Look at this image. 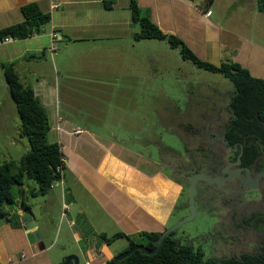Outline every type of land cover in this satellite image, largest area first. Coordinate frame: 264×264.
Listing matches in <instances>:
<instances>
[{"label": "crops", "instance_id": "obj_1", "mask_svg": "<svg viewBox=\"0 0 264 264\" xmlns=\"http://www.w3.org/2000/svg\"><path fill=\"white\" fill-rule=\"evenodd\" d=\"M218 1L214 0L208 9L211 14L207 16V11L203 10L196 0H136L140 10L147 12L151 21L162 32L179 37L200 58H206L211 54L216 59H219L224 33L220 15L212 9L213 5L217 6ZM251 1L253 6L256 5L255 0ZM30 3L38 4L43 12L49 13L50 23L42 28L39 35L0 44V73L3 75V64L14 63L20 81L33 89L44 107L51 128L48 140L60 145L65 158L66 169L62 183L65 172L69 171L75 185L80 184L84 187L97 205V209L103 211L104 218L118 227L116 233L133 235L163 231L176 198L184 194L182 184L168 172L165 173L164 166L160 162L153 161L151 156H144L141 151L126 149L115 139H106L82 130L83 127L91 125L105 127L102 123L105 122L102 120L105 110L102 108L96 107L93 112L94 119H88L89 124L86 122L78 124L70 118L60 116L59 112V91L69 89L65 83L60 85L61 78L71 79V86L74 84L80 86L83 83L84 88L91 91L92 88L109 89L112 85L104 80L105 77L118 81L120 78L132 77L134 75L132 71H135V78L140 75L135 69L136 65L142 67L143 61L139 64L135 62L134 67H128L127 64L128 53L132 51L136 54L134 50L129 49L136 48L137 44H143V40H133L138 27L132 22L130 0H0V30L22 22L21 7ZM52 4L56 5L55 9L51 8ZM106 4L109 7H106ZM52 34L56 35L55 40L52 39ZM233 43L236 42L233 40L231 45ZM52 45L57 49L50 53L49 48ZM201 48L206 50L205 54L200 51ZM30 54L40 57L25 59ZM70 54L72 58L65 57ZM247 54L251 55V59L247 58L250 59L249 61L242 54L237 53L232 61L248 69L251 75L262 72L264 67L257 64H264L261 55L254 50H250ZM141 57L143 58L142 55ZM56 60L60 64L59 68L55 65ZM154 61L153 57L147 56L145 64H157ZM103 64L106 66L104 67ZM219 64L220 59L215 65ZM55 69L58 72L53 77ZM150 70L157 71L153 67ZM70 95L73 97L72 100L67 97L66 101L71 102L75 107L85 106L84 101L91 105L89 97H81L74 92ZM101 95L99 93V97ZM103 97L107 99L112 95H103ZM132 107L136 108L137 105ZM124 112L127 114V110ZM157 116L155 110V116L147 119L151 125L142 126L150 129H144L142 132L146 137L151 138V141L140 142L146 149L158 142L153 140L155 136L153 127H156L153 122L156 121ZM180 121L179 125L184 126L182 120ZM113 122L118 124L116 120ZM176 123L178 122L163 121V125L170 128V132L175 131ZM135 127H139V124L136 123ZM76 129L81 130L76 134L74 133ZM61 185L55 183L46 195L56 194L54 188ZM17 199L18 203L13 208L15 211L12 210L11 214L18 216L20 226L12 229L9 224L0 222V264H56L47 246L49 233L46 226L41 221L38 222L32 206L27 204L30 213L34 215L41 238L35 241L28 231H24L19 217L22 212L19 197ZM23 200L25 201V196ZM63 201H65L64 197ZM69 208L68 206V210ZM68 210L64 218L67 224L75 228L74 233L79 243L81 244L82 241L89 250L87 252L89 257L92 247L94 254H97L95 249L100 243L103 245V252L108 251L106 244L100 239V234L94 245L87 242L89 234L96 235L95 229L92 228L94 231H91L85 220H79L80 212H77L76 219H73L69 215L71 209ZM103 233L105 232L101 231V234ZM70 254L76 255L64 254L61 262ZM83 254L87 258L84 252Z\"/></svg>", "mask_w": 264, "mask_h": 264}, {"label": "rangeland", "instance_id": "obj_2", "mask_svg": "<svg viewBox=\"0 0 264 264\" xmlns=\"http://www.w3.org/2000/svg\"><path fill=\"white\" fill-rule=\"evenodd\" d=\"M252 2L251 0H219L217 6H212V9L220 15L224 27L219 55L220 62L234 60L236 53L238 55L242 54L246 59H251V55L247 54L250 50H254L264 59V14L260 13L257 4L253 6ZM233 40L236 43L231 45ZM129 50H134L137 55L133 54L132 51L128 53V67H134L135 62L139 64L143 61L142 67L136 65L135 69L140 75L135 78V71H132V74H134L132 77L120 78L118 81L111 80V78L106 79L105 77L104 80L112 85L109 89L107 87L106 89L92 88L90 91V89L84 88L83 83L80 86L77 84L71 86V79L61 78L59 80L60 77H58L60 85L65 83L69 88L68 91H59L60 116L70 118L78 124L85 122L89 124L88 119H94L93 112L96 107L102 108V110H105L103 111L104 117H102V120H105V122H102L105 127L91 125L90 127H83L82 130L106 139H115L119 145L126 149L141 151L144 156H151L153 161L169 166V159H160L161 154L162 156L165 154L161 153L154 143V145L149 146V149L140 144V142L144 143L143 141H151V138L142 133L146 129L142 127L143 125H151V122H148L147 119L154 117L155 110H157L158 116L156 121L153 122V125L156 124V127H153L155 133L153 140H161L166 146L181 153L185 149V145L184 141L177 135L181 136L182 130L176 123L175 131H172L177 134L175 135L170 132V128L163 125V121L171 120L180 123V120H182L184 126L189 127L188 124H199L197 122L203 119L204 114L202 116V111L205 109L208 111V113H205V119L213 118L218 113L221 115L222 120H226L230 116L229 101L233 86L220 73L206 71L196 67L190 61H184L179 52L171 49L165 41L143 40V44H137L136 48H130ZM200 51L203 54L206 53L205 49L201 48ZM195 55L198 56L196 53ZM147 56L153 57V61L156 60L154 62L157 64H145ZM65 57L72 58L71 54L65 55ZM200 59L212 64H216L219 60L211 54ZM257 64L264 67V64ZM55 65L58 68L60 67L57 60ZM103 65L106 66V64ZM68 66L66 65V67ZM149 67L150 69L153 67L157 71L150 70ZM57 69H55L53 77L56 76ZM49 73L47 69V75ZM252 76L264 79V70L253 73ZM115 82L116 85H114ZM71 92L78 93L81 97H89L91 102L89 104L91 105L84 101L85 106L77 105L75 107L71 102H67L68 98L70 100L73 98L70 95ZM99 93L102 94L100 97ZM109 94L112 95L113 99L112 97L107 99L103 97V95L108 96ZM132 105H137V107H132ZM213 107L218 112L208 110L213 109ZM15 110L4 76L0 73V164L9 160L17 161L29 150L28 140L22 134L21 122ZM124 110H127V114ZM113 120H116L118 124L114 123ZM136 123L139 124V127H135ZM191 136L188 139L190 145H197L196 139L194 140ZM163 171L168 172L166 169ZM181 180L184 182V194L176 198V203L165 228L174 225L189 213L188 187L185 179L182 178ZM19 189L23 191V197L25 196V201L22 199L23 203L25 205L30 204L38 222L41 221L46 226L45 228L49 233L47 246L49 247L50 256L53 257L56 264H59L62 256L67 253H75L80 259V264H84L85 261L106 263L109 258L122 253L130 245V241L125 238L116 239L110 245L106 244L108 251L103 252L104 248L100 243L95 249L97 254H94V247H92L91 256L89 257V254H87L89 250L85 248L82 241L81 244L79 243L74 233L75 228L67 224L62 215L63 204L68 203L69 210L71 209V211L68 210L69 215L73 219H76V213L80 212L79 220H85L88 228L95 229V236L88 235L87 242L89 244L94 245L97 243V236L98 234L101 235V231L110 237L118 232V227L110 224L104 218L103 211L97 209V205L84 187L80 184L75 185L74 178L69 171L65 172L62 185L54 188L56 194L50 196L36 194L33 196L32 194L38 191V187L34 181L28 178H24L23 185L15 187L14 191L17 192ZM63 197L65 201H63ZM48 198H50V201H48ZM199 202L196 196V216L179 229L177 237L185 235L192 238L205 232L202 227L206 223V215L202 213ZM13 208L4 207L8 215L4 218L0 217V222L9 224L12 229H15L16 219L11 216V211H15ZM1 235H3V232ZM130 236L136 245L144 246L146 244L145 240L138 234ZM192 243L197 247L198 240H193ZM82 251L87 255V258Z\"/></svg>", "mask_w": 264, "mask_h": 264}, {"label": "trees", "instance_id": "obj_3", "mask_svg": "<svg viewBox=\"0 0 264 264\" xmlns=\"http://www.w3.org/2000/svg\"><path fill=\"white\" fill-rule=\"evenodd\" d=\"M196 1L206 11H209L208 9L214 2V0ZM256 4L258 11L264 14V0H256ZM106 7L109 5L106 4ZM130 11L132 22L138 27L137 32L133 35V40L165 41L171 49L179 52L184 61H190L196 67L206 71L220 73L231 82L233 92L229 108L232 118L226 128L228 138L233 137L240 141L249 138L264 141V79L253 77L248 69L232 60L222 61L219 65L201 60L179 37L162 32L151 21L147 12L140 10L136 0H130ZM21 12L23 21L1 29L0 41L5 37L23 40L39 35L42 28L50 23L49 13L43 12L36 3L22 6ZM39 57V55L30 54L25 59H37ZM14 65V63L3 64V76L21 122L22 134L28 140L29 150L17 161L9 160L0 164L1 218L8 215L4 207H14L18 203V197L22 209L24 211L30 210L23 203V191L21 189L17 192L14 191L15 187L23 185L24 178L36 183L38 191L33 193V196L36 194L46 195L50 192L53 182L63 177L66 169L65 164L61 162L63 154L60 145L48 140L51 128L46 111L33 89L20 81ZM155 146L164 154L174 152L173 148L166 146L161 140H158ZM11 216L16 219L15 226L18 228L20 226L17 221L18 216L16 214H11ZM160 234L161 232H141L138 233V236L145 240L144 246L146 248L153 250ZM130 237V235L123 233H116L110 237L105 234L100 235V239L107 245L116 239L125 238L129 240L130 245L124 251L136 245ZM111 261L112 258L107 260L105 264H109ZM69 264L73 263L70 262ZM115 264H209V262H206L202 255L195 252L190 245L179 243L169 236L157 254L144 255L140 251H135L129 257Z\"/></svg>", "mask_w": 264, "mask_h": 264}, {"label": "flooded vegetation", "instance_id": "obj_4", "mask_svg": "<svg viewBox=\"0 0 264 264\" xmlns=\"http://www.w3.org/2000/svg\"><path fill=\"white\" fill-rule=\"evenodd\" d=\"M208 110L218 112L214 107ZM206 112L202 111L199 124L177 123L182 135L174 134L184 141L185 149L181 153L173 149L160 158L169 159L164 169L182 186V178L187 187L189 177L208 178L196 184V196L206 215L205 232L189 238L177 237L178 230L170 237L190 245L209 264H264V141L228 138L231 112L226 120L218 113L205 119ZM190 136L197 145H190ZM193 240H198L197 247Z\"/></svg>", "mask_w": 264, "mask_h": 264}, {"label": "water", "instance_id": "obj_5", "mask_svg": "<svg viewBox=\"0 0 264 264\" xmlns=\"http://www.w3.org/2000/svg\"><path fill=\"white\" fill-rule=\"evenodd\" d=\"M200 179L208 180L207 177L202 176V175H194L188 178V197L187 198H188L189 214L181 218L174 225L168 228H165L161 232L159 238L157 239L156 247L153 250H150L146 248L145 246L135 245V246H132L129 250L124 251L118 255H115L109 264H115L116 262H120L124 260L125 258L129 257L135 251H140L144 255L157 254V252L163 245L164 241L166 240L167 237L170 236L171 233L178 231L184 224L192 221L195 218V215H196L195 196L197 192L196 184H197V181ZM19 217H20V222L23 226L24 231H28V233L33 236L35 241L40 240L41 237H40V232H39L37 223L34 220L33 215L30 213V211H24L22 209V212L20 213ZM70 262H72L73 264H80L79 258L76 255H70L66 257L61 264H69Z\"/></svg>", "mask_w": 264, "mask_h": 264}, {"label": "built area", "instance_id": "obj_6", "mask_svg": "<svg viewBox=\"0 0 264 264\" xmlns=\"http://www.w3.org/2000/svg\"><path fill=\"white\" fill-rule=\"evenodd\" d=\"M53 1V0H52ZM51 8L52 9H55L56 8V5L55 4H52V6H51ZM206 14H207V16H209L210 14H211V12L210 11H207L206 12ZM51 37H52V39H56V35L55 34H52L51 35ZM13 41V39L11 38V37H5L4 39H2L1 41H0V44H2V43H9V42H12ZM57 48L56 47H54L53 45L49 48V52L50 53H52V52H54L55 50H56ZM80 132V130L79 129H76L75 131H74V133H79ZM61 150V149H60ZM61 162L62 163H64L65 162V158L62 156L61 157ZM65 164V163H64ZM55 183H61L62 184V178L60 179V180H58V181H54L53 182V185L55 184ZM68 210V206L67 205H63V213H62V215L63 216H65V213H66V211ZM22 258H24V255H22ZM84 264H105V263H90V262H88V261H85V263Z\"/></svg>", "mask_w": 264, "mask_h": 264}]
</instances>
